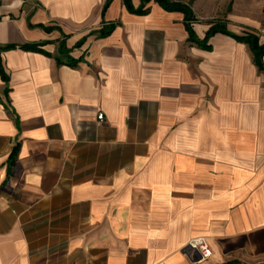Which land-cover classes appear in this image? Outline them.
Returning a JSON list of instances; mask_svg holds the SVG:
<instances>
[{
	"label": "crops",
	"instance_id": "crops-1",
	"mask_svg": "<svg viewBox=\"0 0 264 264\" xmlns=\"http://www.w3.org/2000/svg\"><path fill=\"white\" fill-rule=\"evenodd\" d=\"M177 1L199 39L223 23L264 44V0ZM105 2L0 0V264H264L251 46ZM199 236L211 257L185 249Z\"/></svg>",
	"mask_w": 264,
	"mask_h": 264
},
{
	"label": "trees",
	"instance_id": "trees-1",
	"mask_svg": "<svg viewBox=\"0 0 264 264\" xmlns=\"http://www.w3.org/2000/svg\"><path fill=\"white\" fill-rule=\"evenodd\" d=\"M150 1H155V2L159 3L166 10L183 12L185 14V25H186V28H187L188 33H189V40L193 43H196V44L203 46V47H206V48H210V45L208 44L209 39L211 38L212 35H214L215 33L219 32V31L227 33V34L235 37L239 41H243V42L248 43L251 46L252 51L254 53L255 63L258 65V67L260 68L261 71H264V63H263L264 44L260 43L258 36L254 35V34H249V35H244V36L233 34L229 30H227V28L225 27V25L223 23H216L210 27V29L208 30L207 35L204 39H199L196 36V33H195L193 26H192V21L195 20V16L193 14V11L189 5H187L181 1H177V0H142L140 6L138 8L134 7L132 0H124V3L130 11L138 13V14H145L149 11V7L147 6V4ZM111 2H112V0H106L105 5H104V12L106 11V9L108 8V6L110 5ZM114 26L115 25L112 24L108 28L104 29L103 33L109 34L113 30ZM38 45L39 44H37V43L36 44L35 43L29 44V45H25V48L37 49L40 51H44ZM11 47H12L11 45H4V46L0 45V53H1V51L10 49ZM45 53H47V52H45ZM0 73L3 76V78H5V80H8V77H7L5 71L2 67L1 56H0ZM15 162H16V151H13V153L11 154V157H10V166H9V171H8L9 175L12 172V168H13Z\"/></svg>",
	"mask_w": 264,
	"mask_h": 264
},
{
	"label": "built area",
	"instance_id": "built-area-1",
	"mask_svg": "<svg viewBox=\"0 0 264 264\" xmlns=\"http://www.w3.org/2000/svg\"><path fill=\"white\" fill-rule=\"evenodd\" d=\"M98 117L99 119H103L104 115L100 113ZM185 249L198 252L200 254L199 260L209 258L213 254V249L208 239L204 236H199L190 240Z\"/></svg>",
	"mask_w": 264,
	"mask_h": 264
},
{
	"label": "rangeland",
	"instance_id": "rangeland-1",
	"mask_svg": "<svg viewBox=\"0 0 264 264\" xmlns=\"http://www.w3.org/2000/svg\"><path fill=\"white\" fill-rule=\"evenodd\" d=\"M112 1H113V0H112ZM110 4H111V3H110ZM109 6H110V5H109ZM109 6H108V7H109Z\"/></svg>",
	"mask_w": 264,
	"mask_h": 264
}]
</instances>
